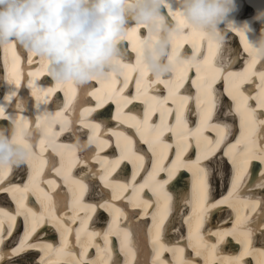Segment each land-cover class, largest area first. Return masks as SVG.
<instances>
[{
  "label": "snow or ice",
  "instance_id": "6c2138e0",
  "mask_svg": "<svg viewBox=\"0 0 264 264\" xmlns=\"http://www.w3.org/2000/svg\"><path fill=\"white\" fill-rule=\"evenodd\" d=\"M168 13L181 29L180 35L175 37L177 41L181 37L184 42L191 41L194 35L203 37L196 32L185 35L183 28L186 26L180 14L172 9ZM233 32L241 41L243 53H247L246 64L241 71H217L211 79L204 80L199 63L180 60V65H187L188 68L179 79L174 97L173 89L169 88L170 82L150 81L163 84L167 89L168 96L162 100L167 101L166 105L161 109V106L153 104L152 101L159 98L152 96L143 101L145 110L142 116L129 112L127 119H122L121 110L140 99L139 82L143 74L137 76V95L129 94L116 101L117 119L134 129L131 134L126 130L105 128L90 119L97 107L102 108L108 99L107 96L101 99L100 90L92 83L88 85L85 97L95 98L98 102L96 106L81 104L76 89L61 82H56L55 87L42 89L36 83L37 77L49 75L47 66L39 59L34 61L37 58L35 53L25 56L15 44L4 47L6 80L10 85L19 89L26 76L27 86L32 90L37 107L41 101L47 102L57 91H63L66 98L65 105L54 114L37 116L32 122L23 115L13 119L16 134L23 135L29 124L39 128L43 123L47 128L55 124L56 118L66 119L65 113H68L74 130H83L88 144L94 145L95 149L88 158L78 161L92 169V178H74L78 187L73 192L67 191V194L55 192L57 180L49 178L51 174H57L61 177L60 183L67 188L65 178L60 175L61 168L54 162L49 163L53 160L52 156L44 157L42 161H30L26 182L22 179L18 183H5L12 169L0 170V193H7L15 205L14 208H9L0 204V264H121L120 255L124 257L123 264H200L196 257H203L204 264H208L210 255L218 258V264H247L246 256H252L256 264H264V196L253 195L256 188L264 189V111L257 113V108L264 109V57L253 52L243 31ZM219 46L213 40H207L201 45L208 52H213ZM196 51L197 44L193 43L192 57L196 56ZM9 52L11 59L7 55ZM179 53L178 43L173 52L175 62L179 60ZM204 59L202 53L200 63ZM34 62L39 64V70L25 75L21 65ZM258 64L260 67H257ZM123 68H127L130 74L134 66L124 65ZM191 70L195 72V78L191 81L196 88L194 96L181 91ZM121 75L124 76L123 80H119ZM219 79H223L228 85L226 92L231 103H226L224 94L214 88ZM96 82L102 87L118 82L119 93L128 87V74L123 71L115 80ZM246 84H252L258 89L255 96L244 87ZM14 96L15 93L8 96L7 100L11 101ZM74 99L76 107L71 108ZM253 99L256 101L255 105L250 103ZM190 101L194 102L197 116L194 128H189L186 115ZM156 112H159L158 121L152 119ZM0 119H10L4 107H0ZM237 119L238 135L235 131ZM65 127L66 124H61L55 128L54 136H59ZM42 143L43 140L37 145L38 153L44 151ZM109 146L113 147V152L102 154ZM190 148L195 149V160L184 159ZM56 151L55 148L52 149L53 154ZM169 155L172 159L167 165L161 166L160 162ZM254 162L259 170L260 180L253 186L249 182ZM128 165L132 169L130 180L126 178ZM45 168L49 176L41 178ZM181 170H187L194 178L191 199L180 198V201L190 207L182 221L187 225V243L183 246L180 237L175 243L166 239L175 220L172 213L178 212L167 185L177 178ZM142 171L145 176L137 181V176ZM225 171L229 183L227 195L215 199V189L210 180L214 172L223 178ZM117 172L120 175H114ZM160 173H166V178L162 179ZM97 188L100 193L108 190L105 193L107 198L86 202L85 191L96 195ZM147 193L151 194V198H148ZM31 197L35 198V202H31ZM116 200H127L130 207L140 208L138 216L150 217L151 224L147 226L146 234L139 226L136 234L144 235L145 246H151V260H138L140 247L133 243L132 232L128 228L114 227L118 217L125 215L123 206L114 203ZM224 205L233 214L230 217L231 225L218 227L215 231L205 229L204 225L213 210L223 211ZM97 209H104L113 217L107 230L98 231L89 227ZM49 228L59 234V247H54L49 240L44 239ZM112 237L119 241L118 248L113 244ZM229 237L241 245L238 255H220L219 249L228 242ZM256 243L261 246L255 247ZM92 248L96 250L95 257L89 258L88 253ZM188 248L194 255L185 256ZM165 252L171 254V262L161 259ZM33 253H38V258Z\"/></svg>",
  "mask_w": 264,
  "mask_h": 264
},
{
  "label": "bare ground",
  "instance_id": "6f19581e",
  "mask_svg": "<svg viewBox=\"0 0 264 264\" xmlns=\"http://www.w3.org/2000/svg\"><path fill=\"white\" fill-rule=\"evenodd\" d=\"M236 4L238 6V11L233 14L232 18L235 19V21L237 22V25H242L243 22L245 21L250 22L252 25V28L254 29V32L247 34V38L249 40L257 39L260 36L261 28L264 25H262L259 22H255L253 18L256 16L258 10H264V0H236ZM251 9L252 11L248 15H244L245 10L250 11ZM170 17L172 18V16ZM224 27H225L224 25H221V29H224ZM129 28L130 30L127 32V35L124 38L123 46L125 49L131 47L130 49L136 51V54H132V51L130 52L128 51V55L121 62V67L124 65L134 66L133 71L130 74L128 73L127 68H123V71L126 74H128V87L123 89L121 92L117 93V88L120 87L118 82L115 85H104L102 87L99 83H97L96 81H93L92 85L96 89L100 90L99 91L100 98L104 99L107 96L108 99L105 100V103L102 108L97 107L96 112L90 117V119L97 123L102 124V126L105 128L126 130L127 132L131 134L134 132V129L130 128L127 123H121V121L117 119L116 101L119 97L129 96V94H131L132 96L137 95V76H138L137 73L138 71H140L139 72L140 74H143V78L139 82L140 99L133 101V103L130 104L127 108H124L121 110L120 116L122 119H127L129 112H131L133 115H136V116H142L145 110V104L143 103V101L147 100L149 97H152V96L159 98V99L153 100L152 103L155 105L161 106V109H162L163 106H165L167 103V101H162V100L164 97L168 96V91L163 86V84L150 83V81H153V80L150 79V74L143 70L141 66V61L140 59H138V54L141 52L142 46L145 42L144 38L147 36V31H146L147 26L143 24H135L134 22H130ZM183 33L185 35H188L191 32H189L186 29V27H184ZM227 37H228L227 47L232 49V55L226 59H221L219 62L222 63L225 68L231 66L234 69V71H241L242 68L245 67L246 60H247V53H243V49H242L243 46L241 45V41L234 32L227 31ZM207 40L208 39L205 36L198 37L194 35L191 38V41L189 42H184L183 37H181L180 41H177L176 38H174L171 43L173 45L172 54L177 44L179 43V48H180L179 55L183 54L182 50L184 47L189 46L190 47L189 50L192 49L193 51V43L197 44L196 56L201 59V54L203 53L205 57L204 62L199 63L198 65L200 68L201 76L204 80L211 79L214 75L217 74V71L221 72L217 68L218 55L220 53V49L218 47L213 52H208L205 48L201 47V45H203ZM20 51L24 55L26 54L23 51V49H20ZM7 55H8V58L11 59V53L9 52ZM183 56L186 57L185 55ZM4 57H5V54L3 52V49H0V107L5 108L6 115L10 117V119H0V129L10 130L12 128V120L18 118L20 115H23V117H25L30 122H32V121H35L37 116H44L46 113L54 114L56 111L60 110L65 105L66 98L64 96V92L57 91V93H55L54 96L48 98L49 102L47 105L41 104L39 105V107H37V101L35 97L32 95V90L27 86V84H26L27 89H25L24 86H23L24 88H22L21 86L19 89H17L15 88V86L10 85L7 82L6 80L7 71L6 72L3 71V70H6V66L5 64L2 65V63H4ZM36 59L38 58H34V61ZM166 60H170L173 64H175L173 55L170 57H166ZM138 61L139 63H137ZM257 67H260L259 64L257 65ZM187 68H188L187 65L177 66L175 68L174 74H170V78L157 79L155 81L170 82L169 88L173 89V97H174L175 88L179 84V79L181 76L184 75ZM21 70L24 72L25 75H27L28 72L35 73L39 70V64L35 62L33 64H22ZM26 78L27 77L25 76V79ZM116 78H117V75L113 74L112 79L115 80ZM123 79H124V76L119 77V80H123ZM192 80H193V76H192ZM192 80H190L189 83H186L188 82L186 80L184 89L182 90L183 92L186 91L188 95L194 96L196 93V88L191 83ZM36 83L42 89L55 87V81L47 74L38 76ZM4 86H6L5 88L6 91L2 92ZM68 87L76 89L77 98L81 104H85L88 106L97 105L98 102L96 101L95 98L85 97L87 87L79 91L77 90L76 87L72 85H68ZM227 87L228 85L223 79H219L217 83L214 85V88L216 90L224 94L225 102L231 103V101H229L227 98V92H226ZM244 87L248 89L251 95L253 96H255L258 91V89L255 88L252 84H246L244 85ZM106 92H110V93L106 94ZM14 93H15L14 98L11 101L7 100V97L10 95H13ZM29 95H31L32 98H29ZM250 103L255 105L256 103L255 99L250 101ZM70 107L71 108L76 107L75 99L73 100V103ZM195 111L196 110H195L194 102L190 101L188 108L186 110L189 128H194L196 125L195 120L197 119V116L195 115ZM221 111H223V108L221 109ZM262 111H264V109L257 108L258 114ZM72 115L74 117L75 113H73ZM100 115L104 117V119L101 121H99L97 118ZM65 118L66 119L56 118L55 124L47 128L45 127L43 123L40 125L39 128H36L33 125L29 124V126L25 129V133L23 135L16 134L17 141L23 146H25L27 150L29 151V153H31L32 158L28 161V167H29L30 161L34 162L37 159L42 161L44 157L54 155L53 160L50 161L49 163L54 162L57 167L61 168L60 175L63 178H65L67 188L66 186L60 183L61 177H59L57 174L53 173L51 174L49 178H54L57 180V187L55 188V192H62L63 194H67V191L73 192L78 187V185L74 183V178L75 179L83 178L84 180H90L92 178V169H90L88 166H83L82 164L78 163V161H82L88 158L95 149L94 145L88 144V138L83 130H74V128L71 125V119L68 118V113H65ZM152 119L158 121L159 112L154 113L152 116ZM228 119L229 121L231 120V118H228ZM61 124H66L65 130L59 136H54V129L58 128ZM238 128H239V121L237 119L236 128H235L237 135H238ZM35 131H36V134L33 135ZM41 140H43L42 147L44 151L38 153L37 145L41 144ZM53 148L57 150L55 154L51 152ZM191 149L192 148H190L189 151L185 154V157H184L185 160H188L189 158L192 160H195L196 158L195 149H192V150ZM112 152H113V147L109 146L104 149V153L102 154H110ZM170 159H172L171 155L167 156L163 161H161L160 165L161 166L167 165ZM28 167H20L17 169H13L9 173L7 179L5 180V183H7L8 181H13L15 183H18L22 179L24 180V182H26ZM227 167L230 168V166H227ZM253 167H254L253 175L249 183L254 186L255 183L260 180V176H259V170L257 168L256 162L253 163ZM77 169L79 170L77 171ZM131 171H132L131 165H128L127 171H126V178L129 180L131 179ZM114 175H120V173L117 172ZM160 175L162 179L166 178V173H160ZM43 176H49L47 168H45L41 178H43ZM144 176H145V173L142 171L137 176V181L142 180ZM189 177L191 178L190 180H189ZM220 179L222 181L221 184L219 183ZM191 181H192V188H193L192 174L188 172L187 170H181L178 173L177 178L171 181L167 185V190L169 191L170 195H172L173 193L172 191H175V193L178 196L181 195V197H186L187 199H191L192 188L190 189V191H187L186 189L187 186L189 188ZM212 181L218 182L215 187L213 186ZM210 183L215 189L213 193L215 199H221L227 195L229 183L228 181L227 183L226 181H223V178L219 174L216 173L214 177L210 180ZM170 186L173 189H170ZM107 191L108 190H105L104 193H100L99 188H97L96 192L98 194L96 195L88 194L87 191H85V197L88 194L90 196L89 197L90 199L97 198V201L101 199H106L107 196L105 195V193H107ZM253 195L258 196V197L264 196V189L256 188L253 192ZM147 196L148 198H151L150 193H147ZM30 199L31 200L34 199L35 201L34 197H31ZM124 201H127V200H124ZM86 202H92V201H86ZM114 203L117 206H123V211L125 212V215L118 217L116 225H114V227H117L120 229L128 228L132 232L133 243L136 244L138 247H140V252L137 254L138 260H140L141 262L144 261L145 259L151 260V246L150 245L145 246L144 235L136 234L138 226L140 229H142V232L146 234L147 226L151 224L150 217L138 216L137 214L141 211L140 208H132L130 206L123 205L120 200H116ZM0 204L7 206L9 208L15 207V205L12 203L11 198L8 196L7 193H0ZM175 207L177 208L178 212L174 211L172 213V216L175 217V220L173 221L172 227L170 228L166 239H168L171 243H175L176 239L180 237L181 238L180 243H181V246H183L187 243V240L185 239V237L187 236V225H185L182 221H183V218L190 211V207L185 202H182V201H179V204L176 205ZM222 208H224L223 211L219 209L213 210L210 219L204 225L205 229L210 228L211 230L215 231L218 227H221V226L229 227L231 225L230 217L233 215L231 212V209H228L226 205L222 206ZM149 211H151L150 208H149ZM97 214H101L102 218L100 219L97 218V220L95 218L91 220L89 222V227L95 228L98 231L107 230L103 227H100V224L106 223V217L110 215V213L106 210L103 211L102 209H97L93 217L96 216ZM81 215H83V213H81ZM172 216H170L169 218L170 220L172 219ZM254 218H255V214H254ZM78 223L79 221H77V224ZM111 223L112 221H109V225ZM258 236L259 234H257V238ZM44 239L49 240L54 245V247H59L60 237H59V234L54 229L49 228L48 234L44 237ZM111 239L113 241V244L119 245V241L115 243L114 237H112ZM225 245H227L228 248L224 249L223 248L224 245H221L219 249L220 255H235V253L238 255L241 250V245L236 244L235 241L231 240V238H228V242ZM254 246L260 247L261 245L259 243H256ZM95 252H96L95 248L90 249L88 253L89 258H94ZM166 253L168 252L163 253L161 259L171 262L172 261L171 254L169 258V257L164 256ZM32 255L37 256V258L39 256L38 253H33ZM192 255H194L192 253V250L190 248L186 249L185 256L187 257V256H192ZM119 258L121 259V264H123L124 257L120 255ZM196 259L202 262L200 264H204L203 257H196ZM245 260L247 261V264H252L254 263L255 259H253L252 256H246ZM208 264H218V258L216 256L210 255L208 257ZM254 264H256V262Z\"/></svg>",
  "mask_w": 264,
  "mask_h": 264
},
{
  "label": "clouds",
  "instance_id": "9594fccd",
  "mask_svg": "<svg viewBox=\"0 0 264 264\" xmlns=\"http://www.w3.org/2000/svg\"><path fill=\"white\" fill-rule=\"evenodd\" d=\"M169 9L180 14L189 32L218 42L217 68L222 73L234 71L219 62L232 55L227 31H243L246 36L254 32L250 22L237 25L232 18L238 11L236 0H0V49L15 44L26 54L35 53L55 83L79 91L123 72L121 62L128 55L124 38L134 22L147 26L138 54L143 70L153 81L170 78L180 60L197 64L200 58L180 55L175 64L166 60L173 55L172 40L181 33L167 14ZM253 20L264 25V10H258ZM249 43L255 54L264 57V26ZM31 158L17 141L13 122L10 130L0 129V170L28 167Z\"/></svg>",
  "mask_w": 264,
  "mask_h": 264
},
{
  "label": "rangeland",
  "instance_id": "374dc122",
  "mask_svg": "<svg viewBox=\"0 0 264 264\" xmlns=\"http://www.w3.org/2000/svg\"><path fill=\"white\" fill-rule=\"evenodd\" d=\"M21 174H22V172H21ZM227 179V180H226ZM223 181H226V183H227V181H228V175H227V171H225V174H224V176H223ZM213 182V186L215 187L216 186V184L218 183V182H216V181H212ZM220 184H221V179H220V182H219ZM220 191V190H219ZM256 262V260H254V263ZM250 263H252V262H250ZM254 263H252V264H254Z\"/></svg>",
  "mask_w": 264,
  "mask_h": 264
},
{
  "label": "water",
  "instance_id": "95a60500",
  "mask_svg": "<svg viewBox=\"0 0 264 264\" xmlns=\"http://www.w3.org/2000/svg\"><path fill=\"white\" fill-rule=\"evenodd\" d=\"M175 189V188H174Z\"/></svg>",
  "mask_w": 264,
  "mask_h": 264
}]
</instances>
